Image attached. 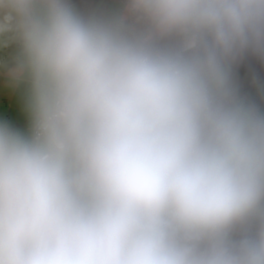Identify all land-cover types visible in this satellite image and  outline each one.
<instances>
[{"label":"clouds","instance_id":"1","mask_svg":"<svg viewBox=\"0 0 264 264\" xmlns=\"http://www.w3.org/2000/svg\"><path fill=\"white\" fill-rule=\"evenodd\" d=\"M264 0H0V264H264Z\"/></svg>","mask_w":264,"mask_h":264},{"label":"crops","instance_id":"2","mask_svg":"<svg viewBox=\"0 0 264 264\" xmlns=\"http://www.w3.org/2000/svg\"><path fill=\"white\" fill-rule=\"evenodd\" d=\"M0 119L19 129L27 127L20 94L9 89L3 80H0Z\"/></svg>","mask_w":264,"mask_h":264},{"label":"trees","instance_id":"3","mask_svg":"<svg viewBox=\"0 0 264 264\" xmlns=\"http://www.w3.org/2000/svg\"><path fill=\"white\" fill-rule=\"evenodd\" d=\"M258 70L260 71V73H261L262 75H264V68H259Z\"/></svg>","mask_w":264,"mask_h":264}]
</instances>
